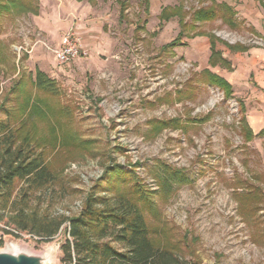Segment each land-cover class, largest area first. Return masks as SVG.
<instances>
[{"label": "rangeland", "instance_id": "obj_1", "mask_svg": "<svg viewBox=\"0 0 264 264\" xmlns=\"http://www.w3.org/2000/svg\"><path fill=\"white\" fill-rule=\"evenodd\" d=\"M242 1L226 0L234 7ZM48 2L38 5L40 18L14 11L0 20V105L16 115L14 128L27 122L37 139L30 145L55 175L32 207L71 217L92 192L110 198L111 189L136 185L147 195L144 214L156 245L202 264H264V134L242 140L236 100L225 99L222 91L202 81L201 64L189 45L191 38L209 34L215 36L212 42L263 41L239 15V30L219 19L196 22L195 29H184L179 45L164 49L181 26L177 16L160 24L161 10L179 6L190 23L192 12L210 6V0H69L74 9L91 4L105 11L112 45L98 57L100 64L87 54L64 68L47 41L59 46L74 33L77 17L69 15L70 26L59 31L58 42L34 39V20L48 24L55 14L54 3ZM36 69L49 76L58 93L30 86ZM26 98L28 112L22 111ZM33 107L41 116H28ZM171 119L177 127L156 126V120ZM244 188L254 194L248 206L235 198L236 192L246 193ZM65 233L66 223L51 240L40 241L15 231L5 217L0 220V251L50 248V264H60Z\"/></svg>", "mask_w": 264, "mask_h": 264}, {"label": "trees", "instance_id": "obj_2", "mask_svg": "<svg viewBox=\"0 0 264 264\" xmlns=\"http://www.w3.org/2000/svg\"><path fill=\"white\" fill-rule=\"evenodd\" d=\"M210 1V6L192 12L190 23L184 21L182 8L179 6L161 10L160 24L177 16L181 26L177 37L164 45V49L179 45L184 29L188 26L191 30L195 29L196 22L219 19L230 30H239L242 27V22L236 18L234 6L226 0ZM259 1L264 8L263 0ZM14 11L17 14L37 13L36 0H0V20L3 13L10 14ZM203 34L198 32L196 35ZM209 37L212 40L215 36L209 34ZM217 40L231 49L245 50L247 47L239 42L229 44ZM217 62L225 65L227 63L212 49L209 64L213 66ZM199 76L203 82L222 91L225 99L234 98L231 85L219 75L204 69L200 71ZM17 83L20 89H23L22 85ZM30 86L43 92L58 93L54 82L40 69H36ZM12 93H16V88ZM180 99L181 96H178L177 100ZM29 101L30 98L24 100L22 111L28 112ZM236 102L239 112L237 127L246 143L255 135L248 127L242 105L237 100ZM31 114L41 116L38 107H33L28 116ZM15 117L8 108L0 105V220L7 217L8 224L14 225L15 231L28 233L40 241L51 240L66 223V233L60 245V264H202L197 259H186L174 248L155 244L144 214L146 203L149 204L147 195L136 185L111 189L110 198L92 192L81 211L71 217L52 216L48 212L33 208L32 201L41 191L46 192L49 189L55 175L43 154L36 152L30 145V141L37 139L28 128L27 122L23 120L18 127H13ZM174 121L176 120H156V126L158 124L159 128H164L171 124L177 127L178 124ZM262 134L264 130L256 136ZM174 173L179 174L178 171ZM245 190L247 194L236 192L235 198L239 205L248 206V201L254 198V194L248 193V189Z\"/></svg>", "mask_w": 264, "mask_h": 264}, {"label": "crops", "instance_id": "obj_3", "mask_svg": "<svg viewBox=\"0 0 264 264\" xmlns=\"http://www.w3.org/2000/svg\"><path fill=\"white\" fill-rule=\"evenodd\" d=\"M46 1L54 3L55 14L51 15L48 24L38 22L37 19L34 20L36 23V29L33 30L34 39L45 42L50 38L58 42L59 31L70 26L68 24L69 15L70 17L76 15L75 26L73 25L74 33L79 36L92 63L100 64L102 61L98 57L105 56L112 45L111 38L105 32L104 25L108 22L105 11L99 5L91 4L82 9H74L69 0H36L37 13L28 14H31L32 17L39 14L38 18H40L38 5L41 8ZM75 1L81 2L82 0ZM242 2L243 4L234 7L237 12L236 18L237 20L241 19L238 18L240 15L245 25L251 28L253 36L263 41L262 44H246L245 50H238L231 49L218 40L212 42L209 36H199L191 38L189 45L193 50L192 56L201 64L202 70H211L231 85L233 97L242 105L248 127L256 138V135L264 130V8L260 5L259 0H244ZM67 3H70L72 9H69ZM249 6L252 9H248ZM47 43L52 47V44L48 41ZM212 49L227 62L226 65L220 62L213 66L209 64Z\"/></svg>", "mask_w": 264, "mask_h": 264}, {"label": "built area", "instance_id": "obj_4", "mask_svg": "<svg viewBox=\"0 0 264 264\" xmlns=\"http://www.w3.org/2000/svg\"><path fill=\"white\" fill-rule=\"evenodd\" d=\"M46 47L53 53L57 63L62 67L70 68L72 63L87 55L86 48L82 45L76 33H68L57 47Z\"/></svg>", "mask_w": 264, "mask_h": 264}, {"label": "water", "instance_id": "obj_5", "mask_svg": "<svg viewBox=\"0 0 264 264\" xmlns=\"http://www.w3.org/2000/svg\"><path fill=\"white\" fill-rule=\"evenodd\" d=\"M41 253H31L27 250L16 252L7 249L0 251V264H50L52 259L43 260Z\"/></svg>", "mask_w": 264, "mask_h": 264}, {"label": "bare ground", "instance_id": "obj_6", "mask_svg": "<svg viewBox=\"0 0 264 264\" xmlns=\"http://www.w3.org/2000/svg\"><path fill=\"white\" fill-rule=\"evenodd\" d=\"M11 249L16 251V252L24 251V249L21 250L18 247H14V248H11ZM41 255H42L43 260H45V261L51 260L52 259V257H51L52 256V249H50V248L46 249L44 252L41 253Z\"/></svg>", "mask_w": 264, "mask_h": 264}]
</instances>
